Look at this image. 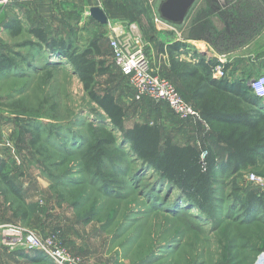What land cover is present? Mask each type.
Returning <instances> with one entry per match:
<instances>
[{"label":"rangeland","instance_id":"rangeland-1","mask_svg":"<svg viewBox=\"0 0 264 264\" xmlns=\"http://www.w3.org/2000/svg\"><path fill=\"white\" fill-rule=\"evenodd\" d=\"M14 1L0 3V55L11 57L15 63L10 70L0 72V155L9 159L25 198L6 192L0 196V241L5 247L13 251L23 246L7 244L8 231L19 229L24 237L34 233L43 242L51 240V247L65 248L76 264H256L264 252V214L255 218L254 211H248L239 197L253 191L246 178L248 172L264 175V160L235 174L217 175L212 202L205 208L187 201L177 188L163 183L158 174L130 154L121 144L119 132L108 133L110 127L100 124L101 109L65 57L45 44H32L38 39L28 29L41 23L42 13L39 18H28L20 35L7 29L19 19L23 8ZM146 1L151 16L150 22L146 18L147 27L140 24L138 8L130 0H113L114 14L106 24L93 20L89 7L75 5L70 16H53L52 23L63 26L53 34L66 38L78 50L98 41L102 54L96 57L104 60L109 71L97 77L95 89L111 91L121 102L126 126L136 121L159 123L163 133L176 141L192 142L203 151L212 145L226 156V148L217 142L212 129H205L198 120L179 119L164 102L137 99L129 80L112 60L109 37L119 35L132 50L136 49L135 42L141 41L150 69L183 93L170 70V61L157 56L161 39L173 38L177 29L188 38L193 22L180 25L168 21L160 12L164 0ZM142 8L145 10L144 5ZM227 13L248 20L249 38L261 37L258 48L254 43L244 48L250 55L249 74L257 76L264 66V0H221L207 7L208 16L215 17L220 25L217 16ZM203 16L200 13L199 17ZM222 22L224 30L227 26ZM213 46L218 55L215 65L220 58L226 59L227 65L233 61L234 53H229L232 45L229 49ZM181 61L191 62L187 58ZM252 77L229 80L243 83ZM211 95L227 102L229 110H241L237 105L244 100L238 96L215 89ZM189 102L197 108L196 102ZM239 107L244 108L243 104ZM37 126L43 131L34 147ZM182 128L185 132L178 131ZM95 137H111L115 142L99 166L101 175L88 170L95 162L83 151ZM10 258V251L0 255V264H14Z\"/></svg>","mask_w":264,"mask_h":264},{"label":"trees","instance_id":"trees-1","mask_svg":"<svg viewBox=\"0 0 264 264\" xmlns=\"http://www.w3.org/2000/svg\"><path fill=\"white\" fill-rule=\"evenodd\" d=\"M147 2L146 0H132L138 11L146 14V18L150 22V9L147 7ZM143 5L145 10L142 8ZM222 19L227 26L223 31L212 27L206 29V38L216 47L219 49L230 48L231 45L236 46L248 40L250 35L247 32L249 25L246 18L238 15L232 18V14L229 16L227 13ZM8 27L13 35L21 34L23 29L18 20L10 23ZM30 33L38 39V43L34 42L33 45L42 43L50 47L52 51L63 55L74 72L79 75L85 90L101 109L98 117L100 124L110 127V131L107 132H119L121 144L128 147L130 154L135 159L158 174L163 183L177 188L183 198L200 209L211 204L213 199L212 184L213 181H217V175L235 174L256 166L264 160V98L253 92L248 84L249 80L243 83H231L227 77L214 78L212 76V69L216 63L214 58L200 57L197 63L181 61L173 56V52H179L182 47H186V44L175 41L167 46L170 55V70L183 93L178 91L188 102L190 100L196 102L197 108H194L198 110L202 120L207 123V127L204 126L205 129H212L217 142L226 148L224 157L212 145H206L207 154L202 156L203 150L199 145L188 141L183 144L176 142L170 134L163 133L159 123L136 121L132 126H126V110L121 102L111 91L101 93L95 89L97 77L107 74L109 71L104 60L96 57V54H102L101 46L97 40L93 41L91 46L78 50L66 38L50 36L43 27L31 28ZM246 35L247 38H245ZM14 64V59L11 57L0 55V72L10 70ZM225 67H228L227 64ZM121 74L128 80L122 72ZM214 89L228 91L232 96L243 99L244 101L237 105L241 110H229L227 102L215 100L211 95V91ZM242 104L244 108L239 107ZM36 130L37 136L32 139L34 147H37V142L41 141V131H43L40 126H37ZM74 139L76 138L74 137ZM90 144L83 149L86 156L95 162V165H89L88 170L101 175L99 166L103 165L104 159L108 157L106 150L115 144L114 139L95 137ZM14 173L15 170L9 159L0 155V196L6 192L12 193L19 199L25 198V190L14 179ZM1 187L4 188V191ZM252 187L253 191H247L245 197H239V202L248 211H254L255 218H259V214L262 211L264 213V190H259L255 185ZM11 253L21 255L36 264H57L40 250L30 253L20 248Z\"/></svg>","mask_w":264,"mask_h":264},{"label":"crops","instance_id":"crops-1","mask_svg":"<svg viewBox=\"0 0 264 264\" xmlns=\"http://www.w3.org/2000/svg\"><path fill=\"white\" fill-rule=\"evenodd\" d=\"M86 1L87 4H84V2ZM107 1V2H104ZM109 1V2H108ZM113 0H15V4L19 5V6H23V8H21L22 12L21 15L19 16L18 21L21 22V26L23 27L22 32L25 30V23L26 21H28V18L35 19V18H39L40 13H42L43 15V20L40 22L41 23H37L36 26H32L28 29V31L30 32L31 28L34 27H43L45 28V30L48 32V34H53L55 31H62L63 30V26L59 25V22H55L52 23V18L53 16L56 17H64L65 15L70 16L71 14H69L70 10H76L75 5H77L78 8H83V7H89V9L91 10L92 7L95 6H99L101 7L104 12L106 13L108 19L113 17V7L110 4V2ZM132 2V0H130ZM221 0H197L194 5L191 7V9L189 10L186 18L184 19V21L179 22L178 24L182 25L185 22H188V20H191V23L193 24V30L191 33L188 34V38H186L185 36L182 37L183 35L181 34L180 30H176L175 32H173V38L171 39H161L162 41H160V51H158V59L159 60H163V61H170V55L168 53V49L167 46L169 44L174 43L175 41L178 42H183L186 44V47H182L181 50L179 52L175 51L173 52V56L179 58L180 60H183L185 58H187L189 61H191L192 63H197L200 59V57H205L206 59H212L215 58V56H218L216 52H214V44L212 42H210L207 38H206V29L207 28H214L218 31H223V26L224 23L222 22V17L217 16V18L221 21L222 25H220V23H218L217 21H215V17H211L208 16L207 14V7H209V4L211 3H215V2H219ZM103 2V3H101ZM87 5V6H86ZM201 6V7H199ZM75 7V8H74ZM20 10V11H21ZM16 12H20L18 10V8L15 10ZM208 12H210L208 10ZM200 13H204L203 17H199ZM74 14V12H73ZM90 17L97 21L96 19H94L91 16V13H89ZM137 15V19H139L140 24H142L143 26L147 27V21H146V15L140 13L139 11L136 13ZM14 16V14H13ZM235 16H237L236 13L232 14V18H234ZM54 22V21H53ZM100 25H104L102 23H100L99 21H97ZM204 24V25H203ZM9 26V25H8ZM7 26V29H10ZM182 28V27H181ZM186 29V28H185ZM190 29V26H188V31ZM199 29H201L203 32L200 33ZM250 29V28H249ZM54 31V32H53ZM55 32V33H58ZM196 31V33H195ZM21 32V33H22ZM161 33V32H160ZM159 33V35H161ZM32 34V33H31ZM111 33H109L108 36H110ZM163 35H165V33H162ZM20 35V34H18ZM33 36H35L34 34H32ZM50 36H54L50 35ZM36 37V36H35ZM110 39V37L108 38ZM254 39V40H253ZM261 37H256L254 38V36L252 37H248V40L244 41L242 44L236 45V46H232L233 48H231V50H229V53H234V55L232 56L233 61H230L229 64L227 65L228 67V72H229V79L233 78L234 80L240 79L238 77L246 75L249 77L251 74H249L250 72H252V68L249 66L250 65V61L248 62V58L250 57L249 53H246L247 51L244 50V48L246 46H248L249 44L247 43H254L256 45V47L258 48L260 46V41ZM191 47V50L187 49L188 47ZM197 46V47H196ZM249 48V46L247 47ZM223 49H229L228 48H223ZM109 50L111 52V56H112V49L110 46V40H109ZM252 56V55H251ZM254 56V55H253ZM231 59V60H232ZM113 60V57H112ZM256 59H252L251 61H255ZM261 72H264V66L262 67ZM249 80V79H248ZM201 125L205 126L203 123H201ZM132 126V125H131ZM189 133L190 130L187 129ZM178 131L180 132H185L184 128L182 129H178ZM178 131H176V133H178ZM191 133V132H190ZM176 141V140H175ZM179 142V141H176ZM181 144L185 143V142H179ZM257 188H259V190H264L261 187L256 186ZM263 213V211L259 214V216H261ZM4 243V241H3ZM0 241V255H4L6 252L10 253L13 252L14 250L17 249H24L30 253H33V251L29 250V249H25L23 247L14 249L13 251H11L8 247H5V245ZM11 256V261L14 264H36L34 262H32L31 260L21 256V255H17L14 253L10 254Z\"/></svg>","mask_w":264,"mask_h":264},{"label":"built area","instance_id":"built-area-1","mask_svg":"<svg viewBox=\"0 0 264 264\" xmlns=\"http://www.w3.org/2000/svg\"><path fill=\"white\" fill-rule=\"evenodd\" d=\"M9 1L0 0V3L5 4ZM140 42L136 41V49L132 50L129 44L125 43L124 39H121L119 35L110 37L113 60L121 72L128 78L131 87L136 93V98L149 97L155 102H164L179 119L198 120L207 127V123L202 120L198 110L180 94L176 86L166 77L156 74L150 69L148 59L143 52ZM226 63V59L220 58V63L213 66L212 76L214 78L220 79L225 77L227 74ZM248 84L255 94L264 98V72L250 78ZM206 154V150L202 152V156ZM246 178L253 185L264 189V175L248 172ZM7 234L9 236L7 244L14 243L23 245L22 247L27 249H39L45 252L57 264H76L74 257L68 250L60 246L51 247V240H48L47 243L43 242L34 233H30L24 237V234L19 229H11ZM256 264H264V252L260 255Z\"/></svg>","mask_w":264,"mask_h":264},{"label":"water","instance_id":"water-1","mask_svg":"<svg viewBox=\"0 0 264 264\" xmlns=\"http://www.w3.org/2000/svg\"><path fill=\"white\" fill-rule=\"evenodd\" d=\"M197 0H164L160 6V12L163 18L173 23L184 21L189 10ZM91 16L102 24L108 22V17L104 10L95 6L90 10Z\"/></svg>","mask_w":264,"mask_h":264}]
</instances>
